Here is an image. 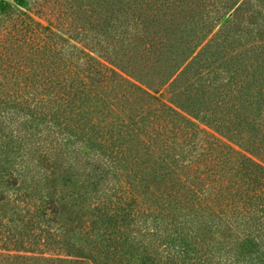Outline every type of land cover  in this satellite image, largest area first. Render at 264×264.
Returning a JSON list of instances; mask_svg holds the SVG:
<instances>
[{"label":"trees","instance_id":"trees-1","mask_svg":"<svg viewBox=\"0 0 264 264\" xmlns=\"http://www.w3.org/2000/svg\"><path fill=\"white\" fill-rule=\"evenodd\" d=\"M8 216L31 264H264V0H1Z\"/></svg>","mask_w":264,"mask_h":264},{"label":"rangeland","instance_id":"rangeland-1","mask_svg":"<svg viewBox=\"0 0 264 264\" xmlns=\"http://www.w3.org/2000/svg\"><path fill=\"white\" fill-rule=\"evenodd\" d=\"M1 1V0H0ZM44 19V18H43ZM72 148V147H70ZM138 160L142 159L140 157H137ZM152 160L148 162V168L143 170L141 168H137L135 166V171H138L139 175L147 177L149 173H151V167H152ZM137 161V160H136ZM143 161V160H142ZM130 163L133 164L135 163L134 160H130ZM139 163V161H138ZM229 169V166L227 170ZM226 171L225 177H229V173ZM168 178L174 179V177L171 175ZM191 217V216H190ZM12 218L11 216H8L7 218L1 217L0 218V264H31L32 261L30 260H23L20 257H36L38 255L37 252H40L41 254L38 256H43L47 257L49 255H56V252H49L48 250L46 251L45 246L42 243V238L39 237L40 235H44V232H41L45 225L41 222H32V232L34 233L36 237V240H32L30 243H24V248L22 249H17L15 246L10 242V239H13V235L16 234L17 238L19 240H25L26 238H30L32 235L31 232L27 231L26 229L29 227V225H26V222L24 224H19V225H14L11 224V222H7V219ZM188 219V218H185ZM216 223V219H214ZM152 227V226H151ZM207 242L210 243L211 246H214L212 249V253L221 251L219 254L215 253L214 255L216 256L214 263L216 264H222V262L219 259V256L221 253H224L228 255L232 253L231 257H236L237 259V264H248L247 260L248 259V254L247 256L244 254L245 251H241L239 249V246L237 244H241L239 237L232 236L230 234H223L221 230V226H216L214 227V232L212 234L206 235ZM19 245V243L17 244ZM231 251L230 253V250ZM44 253V254H42ZM60 253V252H58ZM60 256L64 257L63 254H60ZM67 259H72L73 261H79L80 259L77 257H64ZM100 259V258H99ZM244 260V261H243Z\"/></svg>","mask_w":264,"mask_h":264}]
</instances>
